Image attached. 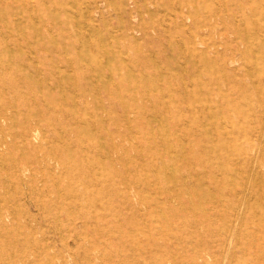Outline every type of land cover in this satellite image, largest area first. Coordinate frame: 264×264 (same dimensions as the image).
<instances>
[{
    "label": "rangeland",
    "instance_id": "374dc122",
    "mask_svg": "<svg viewBox=\"0 0 264 264\" xmlns=\"http://www.w3.org/2000/svg\"><path fill=\"white\" fill-rule=\"evenodd\" d=\"M191 1L0 0V59L9 66L0 67V136L8 144L0 147V264H264L256 253L264 250V116L250 118L264 101L255 104L259 92L239 91L235 80L264 87L255 76L263 64L244 52L246 42L264 45V0ZM194 97L203 98L192 107ZM193 115L198 133L188 136L180 128ZM234 120L255 131L241 145L253 164L234 151H206L220 143L216 128ZM180 141L168 181L160 180L164 150ZM224 163L240 170L223 193L232 203L211 202L222 194L220 180L227 185Z\"/></svg>",
    "mask_w": 264,
    "mask_h": 264
},
{
    "label": "bare ground",
    "instance_id": "6f19581e",
    "mask_svg": "<svg viewBox=\"0 0 264 264\" xmlns=\"http://www.w3.org/2000/svg\"><path fill=\"white\" fill-rule=\"evenodd\" d=\"M138 1V0H137ZM201 1V0H200ZM58 2V1H57ZM83 3H85L84 1H82ZM104 2V1H103ZM177 2H178V0H177ZM80 4V3H79ZM82 4V3H81ZM80 4V5H81ZM192 4H193V2L191 1V0H186V6H189V7H191L192 6ZM218 5V4H217ZM197 7V6H196ZM254 7V6H253ZM260 7V6H259ZM28 8V7H27ZM179 8H180V6H179ZM241 8V7H240ZM136 9H137V7H136ZM254 9H255V7H254ZM54 10V9H53ZM71 10H72V8H71ZM77 10V9H76ZM180 11V10H179ZM255 11V10H254ZM254 11H253V13H254ZM20 12V11H19ZM175 12V11H174ZM264 13V12H263ZM167 14H168V12H167ZM256 14H257V12H256ZM181 15V14H180ZM34 16H35V14H34ZM33 16V17H34ZM185 15L183 14V15H181V17H184ZM188 16L189 17H194V13H193V11L192 10H188ZM236 16V15H235ZM251 16H253V15H251ZM263 17V16H262ZM261 17V18H262ZM217 19V18H216ZM263 19H264V17H263ZM153 20V19H152ZM166 20V19H165ZM255 20H256V17H255ZM34 21V20H33ZM244 21V20H243ZM252 21H253V19H252ZM75 22V21H74ZM61 23V22H60ZM163 23V22H162ZM186 23V22H185ZM256 23V22H255ZM169 24V23H168ZM212 24V23H211ZM257 24V23H256ZM255 24V25H256ZM4 25H5V23H4ZM182 25H183V23H182ZM186 25V24H185ZM184 25V29H186L185 26ZM66 26V25H65ZM6 27V26H5ZM72 27V26H71ZM188 27H190V26H188ZM81 28V27H80ZM258 28V27H257ZM259 29H261V28H259ZM187 30V29H186ZM185 30V31H186ZM192 30V29H191ZM248 30L249 31H251V29H249L248 28ZM261 30H263V29H261ZM256 31V30H255ZM258 31V30H257ZM17 32V31H16ZM88 33V32H87ZM73 35V34H72ZM260 35H262L261 33H260ZM133 36H135V35H133ZM109 37V36H108ZM136 37V36H135ZM192 37V36H191ZM239 37V36H238ZM89 38H90V36H89ZM98 38V37H97ZM181 38V37H180ZM80 39V38H79ZM183 39V38H182ZM235 39V38H234ZM88 40V39H87ZM184 40V39H183ZM262 40V39H261ZM90 41H91V39H90ZM94 41V40H93ZM108 41H110V40H108ZM122 41V40H121ZM254 41V40H253ZM88 42V41H87ZM196 43V42H195ZM258 43V42H257ZM263 43V42H262ZM259 44V45H256V47L254 46L253 47V44H251L250 42H246V47H245V49H244V52L246 53V54H251L252 52H253V54H252V56H253V62L255 63V62H257L258 63V61H259V63L260 64H263V66L260 68V70H259V72L257 73V75L255 74V76H264V45L263 44ZM100 44H101V42H100ZM91 45V44H90ZM102 45V44H101ZM87 46H88V44H87ZM183 46V45H182ZM185 47H186V45H185ZM94 47H92V49H93ZM105 49V48H104ZM103 49V50H104ZM239 49V48H238ZM126 50V49H125ZM185 50H187V49H185ZM111 51H112V49H111ZM123 52H124V50H123ZM93 53H94V51H93ZM183 54V53H182ZM123 55V54H122ZM154 55V54H153ZM94 56H95V54H94ZM146 56V55H145ZM96 57V56H95ZM235 58V57H234ZM98 60V59H97ZM5 62V60L4 59H0V67L4 70V72H9V66L7 65V64H5L4 63ZM98 62V61H97ZM245 63V62H244ZM104 64V63H103ZM89 65V64H88ZM252 65V64H251ZM164 66V65H163ZM162 66V67H163ZM246 66V65H245ZM90 67V66H89ZM143 67V66H142ZM153 67V66H152ZM247 67V66H246ZM250 67V66H249ZM252 67H255V68H257L256 67V64H255V66L254 65H252ZM91 68V67H90ZM132 68V67H131ZM134 68H135V66H134ZM133 68V69H134ZM185 68V67H184ZM222 68V67H221ZM123 69V68H122ZM143 69V68H142ZM251 69V68H250ZM92 70V69H91ZM231 70L234 72V75L236 76V72H237V70H241V68H240V66H233L232 68H231ZM16 71H18V70H16ZM125 71V70H124ZM198 72V71H197ZM240 72V71H239ZM254 70L251 72L249 69H247L246 70V73L248 74V75H254ZM117 74H118V72H117ZM116 74V75H117ZM124 74V73H123ZM94 75V74H93ZM241 75V74H240ZM249 76V77H250ZM251 76V77H252ZM253 77V78H256V77ZM104 77V76H103ZM175 77H177V76H175ZM105 78V77H104ZM125 78V77H124ZM127 78V77H126ZM141 78H143V77H141ZM125 80V79H124ZM185 80V79H184ZM226 80V79H225ZM236 80V82H238V86H239V91H243V90H251V92L252 93H258L259 92V98L255 101V104H258V105H260V104H263L262 102L264 101V97H262L261 96V92L260 91H263L264 92V87H263V85H261V79L259 80V82L257 83V81H256V79H254V80H251L252 81V83H248L247 81H241L240 82V79H238V78H236L235 79ZM244 80V79H243ZM0 81H2V79H1V77H0ZM94 81V80H93ZM174 83H176V82H174ZM219 83V81L217 80V84ZM226 83H229V82H226ZM178 84V83H177ZM222 84V83H221ZM191 85H193V84H191ZM225 85V84H224ZM141 87H142V85H141ZM225 87V86H224ZM97 88V87H96ZM117 88V87H116ZM143 88H144V86H143ZM98 89V88H97ZM226 89H228V87L226 88ZM93 90V89H92ZM155 90V89H154ZM146 91H148V90H146ZM182 91V90H181ZM75 92V91H74ZM138 93H140V92H138ZM79 93H77V95H78ZM185 94V93H184ZM166 95V93H164V96ZM224 95V94H223ZM234 95H235V93H234ZM120 96V95H119ZM163 96V95H162ZM166 97V96H165ZM144 98V97H143ZM201 98H203V97H200V98H197V97H194V98H192V99H190L188 102H189V105H190V103H191V105L190 106H192V107H195L198 103L197 102H199V103H201L202 102V99ZM75 99V98H74ZM165 99V98H164ZM216 99V98H215ZM221 99V98H220ZM238 99V98H237ZM165 101V100H164ZM2 102L3 103H1V106H5V104L4 103H6V101L5 100H2ZM220 102H221V100H220ZM59 103V102H58ZM57 103V104H58ZM223 103V102H222ZM166 104V103H165ZM221 104V103H220ZM224 104V103H223ZM7 105V104H6ZM225 105L227 106V109H226V106L225 107H223L222 109H223V112L222 113H225V114H227V115H229V112H230V109H229V105L233 108V106L234 105H232V101H226L225 102ZM236 105V104H235ZM74 106V105H73ZM151 106V105H150ZM198 106V105H197ZM208 106V105H207ZM214 106V105H213ZM212 106V107H213ZM216 106V105H215ZM241 106V105H240ZM50 107V106H49ZM204 106H202L201 108L202 109H204L203 108ZM48 108V107H47ZM191 108V107H190ZM59 110H60V108H59ZM165 110V109H164ZM199 110V109H198ZM225 110H228L227 111V113L225 112ZM170 111V110H169ZM193 111H195V113H196V109H193ZM205 112V111H204ZM93 114V113H92ZM141 114V113H140ZM140 114H139V116H140ZM179 114H180V111H179ZM242 114V117H244V119H247V115H249L250 116V114H249V112H247L246 110L244 111V112H242L241 113ZM252 115L250 116V118H251V120H253L254 121V119H256V118H254V117H256V115L258 116V115H263L264 116V112L262 113V111L261 110H258V111H256V112H254V113H251ZM209 115V114H208ZM57 116V115H56ZM197 115H193V117H191L192 119H191V121H192V124L191 125H186V127L185 128H180V130L181 131H183V130H185V132H184V134H188V136H192V135H194L195 134V132H197L198 133V120H197V117H196ZM254 116V117H253ZM171 117V116H170ZM188 117H190V116H188ZM202 117V116H201ZM22 118V117H21ZM106 118V117H105ZM210 118V117H209ZM264 118V117H263ZM1 119V118H0ZM186 119V118H185ZM228 119V118H227ZM236 119V118H235ZM189 120V119H188ZM212 120V119H211ZM223 120H225V119H223ZM240 120H242V118L240 119ZM239 120V121H240ZM190 121V120H189ZM227 121V120H226ZM228 121H230V120H228ZM262 121V120H261ZM233 124L231 125V129H229L227 126H224V124H223V129H218V128H216L217 130H218V133H219V136H220V143H218V144H216L215 146H212V147H205L206 148V151L207 150H218V151H220V150H225V151H227V152H232V151H234V152H237L238 154H239V156H241V160H243V159H249V160H252V163L251 164H253V156L251 155V153H250V151H249V149H247V146L246 147H242L241 145L242 144H245L246 142L248 143H251V140L250 139H252V137H253V135L255 134V131L254 130H252V129H249L248 130V128L247 127H245L244 128V125H239L238 123H237V121H231ZM249 122H250V120H249ZM248 122V123H249ZM24 123V122H23ZM138 123H139V121H138ZM28 122H26L25 123V125L26 126H24V128H26V132H27V130L29 131V133H28V135H33L34 133L32 132V130L33 129H31L29 126H28ZM166 124V123H165ZM31 125V124H30ZM251 125H252V123H251ZM22 126V127H23ZM157 126V125H156ZM155 126V127H156ZM248 126V125H247ZM14 128V127H13ZM12 128V129H13ZM24 128H22L23 130H24ZM99 128V127H98ZM221 128V127H220ZM6 129V128H5ZM21 129V130H22ZM36 129V128H35ZM34 129V130H35ZM59 129H60V127H59ZM58 129V130H59ZM4 130V129H3ZM11 130V129H10ZM17 130H18V128H17ZM20 130V129H19ZM173 130V129H172ZM204 130V129H203ZM202 130V131H203ZM7 131V130H6ZM21 132V131H20ZM19 132V133H20ZM169 131H167L166 133H168ZM199 132H200V130H199ZM263 132H264V130H263ZM8 133V132H7ZM165 133V134H166ZM170 133V132H169ZM174 133V132H173ZM173 133H172V135L171 136H175V135H173ZM237 133H241V136H239ZM183 134V135H184ZM200 134H202V133H200ZM17 135V134H16ZM167 135V134H166ZM180 135H181V133H180ZM197 135V134H196ZM203 135V134H202ZM21 136V135H20ZM41 136V135H40ZM170 136V135H169ZM168 136V137H169ZM42 137V136H41ZM204 137V136H203ZM172 138V137H171ZM175 138V137H174ZM213 138V137H212ZM39 139H40V137H39ZM166 140H168V139H165V141ZM203 140V139H202ZM205 140H206V138H205ZM205 140H204V142H205ZM17 141H19V140H17ZM22 141V140H21ZM21 141H19V142H21ZM59 141V140H58ZM120 141H123V139L121 140L120 139ZM119 141V142H120ZM178 141V140H177ZM200 141V140H199ZM134 142V141H133ZM185 142V141H184ZM190 142H191V145L192 146H194L195 144H198L195 140H193V139H190ZM204 142H202L201 141V143H204ZM245 142V143H244ZM4 143H6V141H4L3 139H2V136H0V147L1 146H3V144ZM32 143H34V142H32ZM42 143V142H41ZM45 143H46V141H45ZM169 143V142H168ZM248 143V144H249ZM7 144V143H6ZM6 144H5V146H6ZM12 144V143H11ZM19 144V143H18ZM43 144V143H42ZM260 144V143H259ZM10 145V144H9ZM41 145V144H40ZM163 145V144H162ZM203 145V144H202ZM34 146V145H33ZM37 146L38 147H40L38 144H37ZM43 146V145H42ZM85 146V145H84ZM112 146V145H111ZM249 146V145H248ZM7 147H8V144H7ZM186 147V146H185ZM31 148H32V146H31ZM44 148H45V146H44ZM122 148V147H121ZM183 148H184V143H182L181 141H180V143H174V144H172V143H169L168 145H167V148H166V150H164L165 152L164 153H166L168 156H169V160H168V164L167 163H165V160L163 159V158H161L162 156H156L157 158H161V162H160V165L157 167L158 169H156L155 170V172H154V174L155 175H159V179L160 178H163V179H167V181H168V175H167V173L165 172V169H166V165H170V163L171 164H174V162H175V158H177L176 157V155H177V153H180V152H182L183 151ZM258 148V147H257ZM4 149V148H3ZM20 149V148H19ZM33 149V148H32ZM36 149V148H35ZM38 149H41V148H38ZM46 149V148H45ZM65 149V148H64ZM93 149V148H92ZM201 149V148H200ZM0 150H1V148H0ZM6 150H8V149H6ZM10 150V149H9ZM12 150H13V148H12ZM202 150V149H201ZM261 150V149H260ZM36 151V150H35ZM39 151H42V149L41 150H39ZM46 151H48V150H46ZM1 153H2V151H0ZM24 152V151H23ZM31 152V151H30ZM190 152L192 153V151L190 150ZM259 152V151H258ZM7 153V152H6ZM13 153H14V151H13ZM25 153V152H24ZM32 153V152H31ZM48 153H50V152H48ZM163 153V154H164ZM187 153V152H186ZM5 154V153H4ZM15 154V153H14ZM18 155H20V154H18ZM112 155H114V154H112ZM190 156L191 155H193V154H189ZM230 155V154H229ZM2 156V155H1ZM4 156H6V154L4 155ZM34 156H36V154L34 155ZM48 156V155H47ZM101 156V155H100ZM137 156V155H136ZM165 156V155H164ZM178 156V155H177ZM180 156V155H179ZM212 156V155H211ZM236 156V154L234 155V157ZM7 157H8V155H7ZM12 157V156H11ZM23 157V156H22ZM27 156L25 155V158H26ZM175 157V158H174ZM20 158H21V156H20ZM211 158V157H210ZM238 158V157H237ZM236 158V159H237ZM257 158V157H256ZM8 159V158H7ZM16 159V158H15ZM26 159H28V158H26ZM145 159V158H144ZM178 159V158H177ZM180 159V158H179ZM191 159V158H190ZM194 159V158H193ZM239 159V158H238ZM264 159V158H263ZM17 160V159H16ZM35 160V162H36V160L37 159H34ZM43 160V159H42ZM113 160V159H112ZM141 160H142V158H141ZM230 160V159H229ZM130 161V160H129ZM193 161V160H192ZM212 161V160H211ZM210 161V162H211ZM234 161V160H233ZM239 161H240V159H239ZM256 161V160H255ZM259 161L261 162V159H259ZM16 162H18V161H16ZM28 162H30V164H31V160L29 159V161ZM131 162V161H130ZM177 162V161H176ZM212 162H214V161H212ZM7 163V162H6ZM15 163V162H14ZM23 163V162H22ZM48 163V162H47ZM154 163V162H153ZM183 163V162H182ZM197 163V162H196ZM219 163V162H218ZM250 163L248 164L249 166H250ZM26 164V163H25ZM158 164V163H157ZM180 164H181V161H180ZM197 164H199V163H197ZM11 165V164H10ZM23 165V164H22ZM90 165V164H89ZM129 165H132L131 163H129ZM179 165V164H178ZM182 165V164H181ZM180 165V166H181ZM221 165V164H220ZM8 166V165H7ZM133 166V165H132ZM186 166V165H185ZM184 166V167H185ZM11 167V166H10ZM34 167V166H33ZM54 167V166H53ZM95 167V166H94ZM182 167V166H181ZM201 167H204V166H202L201 165ZM19 168V167H18ZM49 168V167H48ZM132 168V167H131ZM131 168H129V169H131ZM160 168V169H159ZM10 169V168H9ZM29 169V168H28ZM65 169V168H64ZM133 169V168H132ZM149 169V168H148ZM209 169V168H208ZM224 169L225 170H223L224 172V174H225V179L227 180V178H228V180L230 181V183L228 182V180H227V185L225 186V185H223V183H221V180H220V191L222 192V194L221 195H218V194H210L209 195V200H211V202H220V201H223V202H227V200H229V202L230 203H232V201L230 200V198H228V195L226 194V195H223V193L225 192V190H227V191H230L231 189H230V187H231V184H233V183H235L236 182V180L235 179H237L238 178V175H239V171L237 172V171H235L233 168H231L230 166H229V163H224ZM236 169H237V166H236ZM60 170H61V168H60ZM134 170V169H133ZM200 170V169H199ZM12 171V170H11ZM160 171H163V176H161L160 175V173L162 174V172H160ZM187 171V170H186ZM201 171V170H200ZM217 171H218V169H217ZM243 171V170H242ZM245 171V170H244ZM189 172V171H188ZM206 172V171H205ZM210 172V171H209ZM219 172V171H218ZM21 173H22V171H21ZM34 173V172H33ZM203 173H204V171H203ZM207 173V172H206ZM63 174V173H62ZM61 174V175H62ZM125 174V173H124ZM10 175V174H9ZM28 175V174H27ZM34 175H36L35 173H34ZM244 175V174H243ZM5 176V175H4ZM63 176V175H62ZM66 176V175H65ZM126 176V175H125ZM3 177V176H2ZM13 177V176H12ZM171 177H174V178H178L179 177V175H178V172H177V170L176 169H174V171L171 173ZM212 178L214 177V174L211 176ZM43 178V177H42ZM180 178V177H179ZM185 178H187V177H185ZM8 179V178H7ZM23 180H24V178H22ZM40 179V178H39ZM44 179V178H43ZM54 179V178H53ZM122 179V178H121ZM124 179H125V177H124ZM157 179V178H156ZM155 179V180H156ZM214 179H216V177H214ZM161 180V179H160ZM46 181H48V180H46ZM60 181V180H59ZM130 181H132V180H130ZM213 181V180H212ZM56 182H57V180H56ZM116 182H117V180H116ZM153 182H154V180H153ZM155 182H157V181H155ZM159 182V181H158ZM217 182H219L218 180H217ZM13 183H15L14 181H13ZM71 183V182H70ZM32 184H35V183H32ZM48 184V183H47ZM7 185V184H6ZM40 185H42V183L40 184ZM131 185V184H130ZM137 185V184H136ZM169 186V185H168ZM38 187V186H37ZM72 187V186H71ZM216 187V186H215ZM156 188V187H155ZM158 188V187H157ZM44 189V188H43ZM84 189V188H83ZM152 189V188H151ZM209 189V188H208ZM7 190H8V188H7ZM207 190V189H206ZM43 191V190H42ZM160 191V190H159ZM209 191V190H208ZM40 192V191H39ZM2 193V192H1ZM85 193V192H84ZM146 194H149V193H146ZM188 194V193H187ZM186 195V194H185ZM7 196V195H6ZM149 196V195H148ZM191 196V195H190ZM9 197V196H8ZM11 197V196H10ZM16 198V197H15ZM9 199H11V198H9ZM13 199V198H12ZM11 199V200H12ZM57 201V200H56ZM154 201V200H153ZM244 201V200H243ZM242 201V202H243ZM48 202V201H47ZM156 202V201H155ZM159 202V201H158ZM157 202V203H158ZM154 203V202H153ZM152 203V204H153ZM169 203V202H168ZM143 204V203H142ZM151 204V205H152ZM159 204V203H158ZM244 204V203H243ZM12 205V204H11ZM24 205V204H23ZM98 205V204H97ZM169 205V204H168ZM167 205V206H168ZM172 205V204H171ZM170 205V206H171ZM235 205V204H234ZM15 206V205H14ZM99 206V205H98ZM236 206V205H235ZM164 207V206H163ZM169 207V206H168ZM172 207V206H171ZM243 207V206H242ZM54 208V207H53ZM102 208V207H101ZM138 208V207H137ZM174 208V207H173ZM244 208V207H243ZM9 209H10V207H9ZM59 209V208H58ZM159 209H160V207H159ZM159 209H158V211H159ZM169 209H170V207H169ZM172 209V208H171ZM241 210H243L242 208H240ZM13 210V209H12ZM162 210V209H161ZM240 210V211H241ZM2 211V210H1ZM23 211V210H22ZM144 211H145V209H144ZM152 211V210H151ZM166 211V210H165ZM177 211H178V209H177ZM239 211V212H240ZM155 212V211H154ZM14 213H15V211H14ZM133 213H134V211H133ZM143 213V212H142ZM151 212H149V214H150ZM159 213H160V211H159ZM166 213H167V211H166ZM187 213V212H186ZM261 213L263 214V219H264V205H263V208H261ZM152 214V213H151ZM150 214V217L151 216H153V215H151ZM236 214V213H235ZM116 215V214H115ZM182 215V214H181ZM239 215H240V213H239ZM155 216V215H154ZM14 217V216H13ZM13 217H12V219H13ZM164 217V216H163ZM170 217V216H169ZM5 218L6 217H4L3 216V214L1 215V217H0V225H3L4 227H5V222H4V220H5ZM11 218V217H10ZM135 218V217H134ZM153 218V217H152ZM151 218V219H152ZM156 218V217H155ZM188 218V217H187ZM235 218V217H234ZM160 219V218H159ZM185 219V218H184ZM183 218H182V220H184ZM108 220V219H107ZM118 220V219H117ZM138 220H140L139 218H138ZM149 220V219H148ZM154 220V219H153ZM187 220V219H186ZM155 221V220H154ZM173 221H174V219H173ZM29 222V221H28ZM27 222V223H28ZM142 222V221H141ZM8 223V222H7ZM18 223V222H17ZM151 223V222H150ZM189 223H190V221H189ZM238 223V222H237ZM103 224V223H102ZM124 224V223H123ZM139 224L141 225V223H140V221H139ZM167 224V223H166ZM171 223H169V225H170ZM233 223H231V225H232ZM262 224H263V230H264V220H263V222H262ZM18 225H19V223H18ZM112 225V224H111ZM156 225H158V224H156ZM160 225V224H159ZM230 225V226H231ZM104 226V225H103ZM105 226H106V223H105ZM121 226V225H120ZM179 226V225H178ZM234 226H235V224H234ZM67 227V226H66ZM92 227V226H91ZM112 227V226H111ZM146 227H148V226H146ZM156 227L157 226H155V229H156ZM159 227H161V226H159ZM170 227V226H169ZM181 227V226H180ZM232 227H233V225H232ZM230 227L231 229H232V233H235L234 232V229L233 228H235V227ZM237 227V226H236ZM14 228H16V227H14ZM110 228V227H109ZM128 228V227H127ZM7 229V228H6ZM30 229V228H29ZM71 229H72V227H71ZM105 229H107V228H105ZM138 229V228H137ZM166 229H167V227H166ZM182 229H183V227H182ZM31 230V229H30ZM102 230V229H101ZM108 230V229H107ZM122 230V229H121ZM136 230V229H135ZM9 231H10V229H9ZM23 231V230H22ZM72 231V230H71ZM109 231V230H108ZM107 231V232H108ZM114 231V230H113ZM123 231V230H122ZM159 231V230H158ZM162 231V230H161ZM167 231V230H166ZM3 232H4V229H3V231H2V234H3ZM6 232H8V231H6ZM12 232V231H11ZM106 232V231H105ZM128 232V231H127ZM133 232V231H132ZM156 231H154V233H155ZM173 232V231H172ZM5 233V232H4ZM89 233V232H88ZM159 233V232H158ZM179 233V232H178ZM185 233V232H184ZM232 233H231V235H232ZM6 234V233H5ZM10 234V233H9ZM9 234L7 235V236H9ZM18 234V233H17ZM103 234H104V232H103ZM113 234V233H112ZM134 234H136V233H134ZM157 234V233H156ZM187 234V233H186ZM13 235V234H12ZM121 235V234H120ZM125 235H126V233H125ZM129 235H131V234H129ZM138 235V234H137ZM167 235V234H166ZM179 234H177L176 236H178ZM181 235V234H180ZM110 236H111V234H110ZM185 236V235H184ZM234 236V235H233ZM261 236V235H260ZM16 237V236H15ZM94 237V236H93ZM100 237V236H99ZM183 237V236H182ZM232 237V236H231ZM18 238H19V236H18ZM46 238V237H45ZM98 238V237H97ZM130 238H131V236H130ZM135 238V237H134ZM30 239V238H29ZM83 239V238H82ZM86 239H88V238H86ZM126 239H127V236H126ZM180 239V238H179ZM229 239H230V237H229ZM260 239V238H259ZM114 240V239H113ZM132 240V239H131ZM170 240V239H169ZM181 240V239H180ZM6 241V240H5ZM10 241H12V240H10ZM90 241V240H89ZM88 241V242H89ZM106 241H108V240H106ZM110 241V240H109ZM112 241V240H111ZM134 241V240H133ZM133 241H132V246H133ZM165 241H168V240H165ZM229 242L230 241H232V240H228ZM31 242V241H30ZM131 242V241H130ZM136 242V241H135ZM139 242V241H138ZM228 242V243H229ZM11 243V242H10ZM9 243V244H10ZM171 243H173V242H171ZM7 244V243H6ZM14 244V243H13ZM159 244H161V243H159ZM4 245V244H3ZM108 245H110V244H108ZM137 245H139V244H137ZM149 245V244H148ZM231 245V244H230ZM14 246H15V244H14ZM26 246V245H25ZM48 246V245H47ZM90 246H92V245H90ZM105 246H103V248H104ZM122 247V246H121ZM134 247V246H133ZM132 247V248H133ZM138 247V246H137ZM140 247V246H139ZM175 247V246H174ZM228 247V246H227ZM7 248V247H6ZM25 248V247H24ZM97 248V247H96ZM126 248V247H125ZM140 249V248H139ZM26 250V249H25ZM25 250H23V252L25 251ZM92 250H94V249H92ZM101 250V249H100ZM165 250H167V249H165ZM172 250V249H171ZM227 250V249H226ZM229 250V249H228ZM261 251L260 252H256L257 253V255H260V257H264V250H262V249H260ZM10 251V250H9ZM18 251V250H17ZM163 251H164V249H163ZM90 252H91V250H90ZM123 252V251H122ZM10 253V252H9ZM16 253V252H15ZM41 253V252H40ZM89 254H91V253H89ZM102 254V253H101ZM20 255H22V254H19V256ZM112 255V254H111ZM118 255H120V254H118ZM23 256V255H22ZM122 256V255H121ZM128 256V255H127ZM114 257V256H113ZM94 258V257H93ZM117 258V257H116ZM122 258V257H121ZM24 260H25V258H23ZM21 260V259H20ZM92 260V259H91ZM118 260V259H117ZM185 260V259H184ZM225 260V259H224ZM8 261V260H7ZM48 262V261H47ZM50 262V261H49ZM91 262V261H90ZM92 263V262H91ZM116 263H117V261H116ZM164 263V262H163ZM9 264H11V263H9ZM13 264V263H12ZM93 264V263H92Z\"/></svg>",
    "mask_w": 264,
    "mask_h": 264
}]
</instances>
